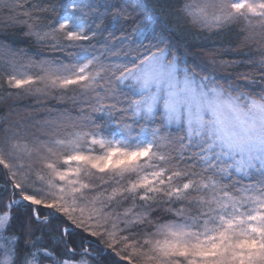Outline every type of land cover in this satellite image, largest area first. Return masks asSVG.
<instances>
[{
  "label": "snow or ice",
  "instance_id": "obj_1",
  "mask_svg": "<svg viewBox=\"0 0 264 264\" xmlns=\"http://www.w3.org/2000/svg\"><path fill=\"white\" fill-rule=\"evenodd\" d=\"M21 7L0 0V16L15 20ZM60 7L47 31L30 12L33 22L22 23L38 40L60 33L82 47L96 36L87 21L110 16L128 51L123 63L92 56L26 66L7 49V97L59 93L79 115L66 110L31 125L11 112L0 119V171L11 190L7 202L0 194V264L109 256L119 258L113 264H264V43L258 63L247 61L261 79L244 75L242 88L197 71L169 38V18L182 16L208 31L240 24L245 40L264 42V0H183L171 12L166 0ZM21 204L30 213L16 222ZM158 209L172 218L161 222ZM14 226L28 237L23 248L21 235L9 234ZM77 230L96 239L70 240Z\"/></svg>",
  "mask_w": 264,
  "mask_h": 264
},
{
  "label": "trees",
  "instance_id": "obj_2",
  "mask_svg": "<svg viewBox=\"0 0 264 264\" xmlns=\"http://www.w3.org/2000/svg\"><path fill=\"white\" fill-rule=\"evenodd\" d=\"M22 5L18 9L17 19L9 20L0 16V67H4V60L11 55L7 49H11L20 57V63L29 65V62L39 61H60L63 63H73L76 58H91L92 56L106 57V63H123L124 54L128 51L127 42H122L123 33L111 28L109 24L110 16L101 23L95 18L89 19L90 28L96 32L94 39L81 42L80 46H69V42L64 40L63 34L58 33L56 39L38 40L29 34L26 24L22 23L32 19L25 16V12H30L32 17H39L38 23L42 31H47L48 27H56L58 16L63 14L60 5L66 4L68 0H19ZM96 4H104L105 0H93ZM148 5H154L156 0H143ZM168 12L178 10L183 0H166ZM53 6L55 10L53 11ZM159 6V5H156ZM103 7L100 11H103ZM167 15V12L165 13ZM95 20V22H93ZM169 24L176 28L175 34L170 36V40L175 45L174 51L178 50L182 57H186L190 66L195 67L203 75H213L221 84L232 82L238 83L243 88L247 83L243 79L247 75L249 79L259 81L261 79L260 69L248 63L249 59L253 63H258L260 59L261 42L259 40H245L240 24L226 26L220 30H203L188 24L182 16H172ZM99 25V27H97ZM112 35H109V33ZM91 35V32H89ZM105 46L110 51H105ZM236 61L238 63H232ZM243 61V63H240ZM32 73L36 68L31 66ZM246 90V89H245ZM8 89L4 84V76L0 73V119L11 112L12 119H20L29 125L38 124L45 120L57 118L60 113H67L71 116L79 115V104L61 97L59 93L48 95H28L24 92L15 93L7 97ZM0 194H3V202H7L11 195L10 186L5 191L4 173L0 171ZM3 209L0 208V211ZM12 212L16 217V222L27 219L30 209L21 204L13 207ZM45 214L42 212V215ZM154 215L161 222L171 219V214L163 209H158ZM58 223V221H53ZM9 234L21 235L20 247L23 248L28 237L22 236L17 227L9 230ZM39 234V233H37ZM70 240L80 243L81 240L87 242L90 238L86 233L79 230L69 237ZM51 244L52 242L49 241ZM118 257H102L101 264H113Z\"/></svg>",
  "mask_w": 264,
  "mask_h": 264
}]
</instances>
